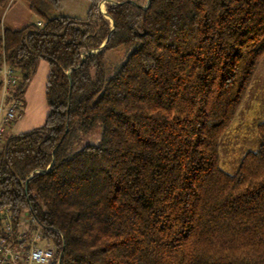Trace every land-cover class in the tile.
<instances>
[{
  "label": "trees",
  "instance_id": "obj_1",
  "mask_svg": "<svg viewBox=\"0 0 264 264\" xmlns=\"http://www.w3.org/2000/svg\"><path fill=\"white\" fill-rule=\"evenodd\" d=\"M13 1L0 0V67L17 69L22 99L39 62L50 68L45 124L0 153L14 249H29L16 236L27 214L52 264H264V121L234 173L221 163L264 57V0L123 1L110 19L100 0L86 19L20 0L44 24L11 31Z\"/></svg>",
  "mask_w": 264,
  "mask_h": 264
},
{
  "label": "rangeland",
  "instance_id": "obj_2",
  "mask_svg": "<svg viewBox=\"0 0 264 264\" xmlns=\"http://www.w3.org/2000/svg\"><path fill=\"white\" fill-rule=\"evenodd\" d=\"M138 4V3H137ZM141 5H148L147 0H141ZM147 4V5H146ZM114 5V4H110ZM104 12H107L106 5H99ZM68 10V9H67ZM56 13V12H55ZM57 15V14H56ZM107 18V17H106ZM37 19L44 24V20L37 16ZM109 19V18H107ZM38 24V23H37ZM32 25V24H31ZM33 78V77H32ZM31 78V80H32ZM29 81L27 87L29 86ZM43 102V103H42ZM40 105L36 106L37 111L41 118H45L49 114V106L47 100H43ZM30 103L23 100L20 108V116L30 108ZM33 108V107H31ZM264 121V57L261 59L257 73L253 80V83L249 89L248 96L245 99L238 115L231 125V127L225 133L222 141L221 148V163L222 166L229 172L234 173L238 169V164L242 158L249 152L257 148L259 143L258 126ZM37 122V128L42 127L45 123L43 121ZM10 135V134H9ZM101 141V133H96L84 136L81 142V147L86 145H98ZM38 226L31 222V219L27 214L24 215L20 227L17 230L16 236L19 241L27 240L28 246L31 245L37 235L43 237V233ZM38 246L50 247L55 250L53 245L48 244L46 240L40 241Z\"/></svg>",
  "mask_w": 264,
  "mask_h": 264
},
{
  "label": "built area",
  "instance_id": "obj_3",
  "mask_svg": "<svg viewBox=\"0 0 264 264\" xmlns=\"http://www.w3.org/2000/svg\"><path fill=\"white\" fill-rule=\"evenodd\" d=\"M39 27L43 23H38ZM21 78L17 69L13 68L6 59L0 67V153L10 136V129L20 117V108L23 99L19 96ZM35 225L36 221L31 219ZM14 233L12 215L7 212L3 216V224L0 228V264H52L56 252L53 248L42 247L37 244L43 240L37 235L29 249L17 251L7 238Z\"/></svg>",
  "mask_w": 264,
  "mask_h": 264
},
{
  "label": "crops",
  "instance_id": "obj_4",
  "mask_svg": "<svg viewBox=\"0 0 264 264\" xmlns=\"http://www.w3.org/2000/svg\"><path fill=\"white\" fill-rule=\"evenodd\" d=\"M123 1H134L140 4L141 0H100L99 5L104 4L107 7L112 3H121ZM147 2L149 3V0H147ZM91 5V0H63L59 11L56 13L54 12L52 16H66L77 19H86L88 17ZM39 22L41 21L37 19V15L31 11L25 2L20 0H14L3 17L4 27L11 31H21L29 25H35ZM49 73L50 68L48 63L45 61H40L37 71L33 76L29 86L26 88L23 97L25 103L27 100L28 103H30V106L33 108L30 107L26 113L19 117L16 123L11 127L10 135H20L27 133L37 129L38 121H41L40 123L46 121L45 118L40 117L36 106L40 105V103L46 99Z\"/></svg>",
  "mask_w": 264,
  "mask_h": 264
},
{
  "label": "water",
  "instance_id": "obj_5",
  "mask_svg": "<svg viewBox=\"0 0 264 264\" xmlns=\"http://www.w3.org/2000/svg\"><path fill=\"white\" fill-rule=\"evenodd\" d=\"M130 3H132L133 5H135V6H138V7H141L140 5H138L136 2H134V1H129ZM112 4H117V3H112ZM150 5V0H149V3H148V5L147 6H144L143 8L144 9H146L148 6ZM100 12L105 16V17H107V18H109L110 19V17L107 15V12H104L103 10H102V8L100 7ZM112 21V20H111ZM112 26H113V30L115 29V24H114V22L112 21ZM105 47V43L102 45V47L98 50V51H96V52H99L100 50H102L103 48ZM92 53H95V52H92ZM72 71H70L68 74H70ZM51 167V166H50Z\"/></svg>",
  "mask_w": 264,
  "mask_h": 264
}]
</instances>
